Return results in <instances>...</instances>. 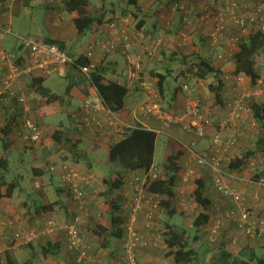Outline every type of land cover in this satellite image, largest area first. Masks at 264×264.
Instances as JSON below:
<instances>
[{
	"label": "trees",
	"instance_id": "trees-1",
	"mask_svg": "<svg viewBox=\"0 0 264 264\" xmlns=\"http://www.w3.org/2000/svg\"><path fill=\"white\" fill-rule=\"evenodd\" d=\"M7 1L8 0H0V3L4 4ZM47 1L51 2L52 0ZM62 1L63 9L71 17L79 37L85 35L89 30L92 29L93 26L101 25L103 23H110L114 20H118L130 15L129 18H131L133 21H136V29L142 30L145 27V32H150L148 35L152 39H156L158 37L153 33H155L154 31L156 28H158L159 21L164 19L166 15L170 14L169 10L171 6L174 4V2H176V0H146L145 3H141L139 0H127V6H124L120 10L119 16L116 17L118 8H116L112 2L110 3L109 7L104 5V7L100 10H93L92 6L94 3L92 0ZM41 5H43L44 8H48L50 3L48 6H45L44 4ZM245 5L250 10L253 8L249 3H245ZM146 6H149L150 9H152L150 14H146ZM192 8L195 7L191 5L189 8V13L190 9ZM197 10L199 11V15L202 16L201 7ZM199 15L197 17H199ZM192 20L193 19H191V21ZM252 27V30L247 33L246 37H242L238 41V49L231 58L233 70H231L229 74H242L250 80V84L254 85L259 79H261L262 75L259 68H257V56L264 49V32L255 25ZM5 31L8 32L9 30ZM26 34H31L44 41L57 44L69 55L77 56V62L81 65H90L92 63V59L86 57L83 52L78 54L70 53V49L65 48V41L61 39L53 38L47 34L42 37L33 33ZM202 37V40H205L204 36ZM16 38L18 39L19 45L21 47H19L18 50L21 51L20 49H22L23 51L22 53H19V58L14 53L16 59L14 60V64L22 66L27 59V55L21 40L18 38V36H16ZM208 49L212 51L217 50V48L210 46ZM117 50H119V48ZM177 53L179 52H168L167 56H169L170 59H174L177 56ZM180 54L182 57L181 62L183 66L177 68L178 74L183 75L188 83H190V79L192 78L206 81L207 89L213 94V100L216 105L220 106L221 108H225L226 110L227 103L231 100V98L227 100L228 98L223 96L226 80L220 65L217 64L219 62L216 60V55H213V52L204 55L198 50L188 54ZM93 62L94 65L90 68V84L84 80L83 81L88 87L89 85H92L96 89L98 94L101 96L106 108L111 113L118 116L119 118L124 117V115L129 112L126 109V101L129 99V96L132 93L131 91H139L142 89L136 84H133V87L129 86L128 81L122 76V71L117 73L113 68H108L103 59L99 61L94 59ZM75 68V65L70 66L67 72L68 75H70V72L74 71ZM170 72L171 70H166L163 72L159 69L153 68L150 70L149 74H146L145 67L143 68L144 79L151 81L154 84L164 105L165 103L163 100L166 99V89L169 84L168 77ZM188 83L187 85H189ZM28 86L31 88L29 93L33 92L41 99V102H39V104L35 107L37 119L34 120V122L41 128L42 123L39 122V119L64 112L65 107L67 106V95L69 93L70 85L66 86L64 93L58 94L53 92L48 86L44 84V77L33 76L28 83ZM189 86L191 87V85ZM181 90L182 88L180 86L178 88H174L172 95L169 96V98H176L177 94L180 93ZM5 96L6 93H2V97ZM197 96L201 99L200 112L203 114V99L199 94H197ZM6 100L0 99V103ZM171 104L172 103L170 101V105H167L169 107L167 109L170 112L175 114H181L183 112V106L181 112H175L170 109ZM25 106H27V104ZM27 107L29 109L32 108L31 106ZM251 110L253 118L259 125L260 131L251 146L242 144V147H240V152L235 153L233 156L227 159L226 166L228 170L243 172L252 159L264 158V101L261 102L253 100L251 104ZM203 115L209 116L207 114ZM67 121L68 124L65 126L56 127L52 134L44 136L39 141V143L53 159L59 158L61 161L69 162L65 164H84V167L91 168L93 163L97 162L96 159L90 156L87 150H84L80 147V144L83 140L81 135L78 134V131L82 128L80 122L76 120L75 116L69 115L67 116ZM135 122L136 123L133 124L134 126L123 132L121 137H119L116 141L113 142V140H111V144L107 151V159L104 161L107 167V174L102 178L103 187L100 192V196L110 207L107 215L108 224H95L92 227L93 232L96 234L99 240V246L103 248H109L115 242L117 243L124 234L123 224L126 221L127 213H124L122 210L124 198L121 189L123 188L126 179L131 177L134 172L146 171L153 165L157 133L146 126H143L141 123L137 122V120H135ZM17 124L19 126V119H14V117L11 119V117H9L6 118L3 125L0 126V146L2 152L0 157V197H11L17 186V181H9L6 177V174H8L10 169V161L7 151L10 147V144L12 143V130ZM221 125L223 126V122ZM210 129L219 131V123L216 124L214 121V124ZM70 131H72V133H70ZM236 135H238L237 138L239 139L240 133ZM195 138V140H199V138ZM195 140L191 143V145L196 142ZM183 153L184 150L180 147L179 143H177L175 139H172L169 144V152L165 153L163 161L158 166L159 169L163 171V173L151 180L147 186V190L154 194L156 197L155 199L159 200V210H161L163 214L170 218L177 213V209L174 207L173 201L176 197V188L181 179L179 174V159ZM223 159L224 156L222 161H224ZM33 171L35 172L36 168H33ZM262 172H264V167L259 170L258 174H256V179H258L263 174ZM61 176L62 171L60 177ZM206 182L207 181L204 178H194L191 199L194 203L201 206L203 211L199 212L192 222L191 229H195L192 236L193 241L202 239L199 235L200 227L204 228L209 226L211 223L210 212L208 211L212 206V200L206 193ZM63 187L65 188L67 194L71 196L64 184ZM56 191L62 192L64 189L59 186L56 188ZM86 194L85 200H87L88 196L90 195L89 188L87 189ZM55 202H51L48 205H43L44 207L41 205V208L45 210L50 209L51 207L55 206ZM86 206L88 205L86 204ZM36 211L38 212L39 210ZM67 219L68 218H66V220ZM145 230H147V228H142V232ZM157 235L159 236V239L161 238L167 249L164 256H160L161 260L169 258L172 260L173 264H190L192 262L199 261L201 255L198 254L197 246L192 245L191 240L189 239L187 228L173 226L166 221L162 228L158 230ZM30 244L31 243L28 245ZM58 246H60L58 242L48 241L43 245H39L38 249L44 255L53 252ZM215 250L217 264H264V259L261 256H258L253 249H250L247 254L237 256L230 253L220 245L215 247ZM4 255L6 263L13 264L8 252H4ZM158 260H160V258L154 260L150 264ZM28 263H30V260H28V262H24L23 264Z\"/></svg>",
	"mask_w": 264,
	"mask_h": 264
},
{
	"label": "built area",
	"instance_id": "built-area-1",
	"mask_svg": "<svg viewBox=\"0 0 264 264\" xmlns=\"http://www.w3.org/2000/svg\"><path fill=\"white\" fill-rule=\"evenodd\" d=\"M245 3L251 4L253 8L248 9ZM198 4L202 12L200 17L210 20V28L202 32L208 46L223 48L215 54L218 62L227 63L231 61L238 49L239 39L244 34L247 35L248 26L255 25L264 32V0H176L169 11L173 14L177 12L186 14L191 5L197 6ZM188 18L185 20L186 29L180 34L183 39L187 37L189 31H196L197 24ZM106 24L109 29L114 31L112 36L106 40L89 41L82 51L86 57L92 59L90 65L79 64L77 56L69 55L57 44L44 41L31 34H18L17 36L26 51L27 59L22 66H19L14 64L15 54L13 52L4 50L0 52L1 62L6 63L7 56L11 60L9 72L0 81L2 86L0 99L15 98L18 104H24L26 96L18 93L14 88V82L19 76L33 72L46 74L53 69L68 72L72 65H75L74 72L80 79L90 84V68L94 65L93 60L99 55L109 54L117 50L120 46L124 47L131 39L124 26L117 25L115 22ZM232 27L238 29L237 33H232ZM161 42V38H156L144 48L152 54L161 45ZM123 53L125 65L122 76L128 81L129 86L133 87V84H136L145 95L144 99L133 108L131 115L136 119L146 117L165 125L179 126L188 133H194L195 137L203 138L207 128L213 126L214 120L200 112L201 99L193 88L184 84L183 112L181 114L172 113L161 101L154 84L144 79L142 57L136 53L124 52V50ZM230 76L225 75V78H231L234 84H243L247 80L242 74ZM4 92L6 96L2 97ZM248 93L247 95H249ZM254 93H260L264 97V90L262 89L255 90ZM242 97L236 96L227 103L226 118L223 121V126L221 125L222 127L229 128L230 122L246 117L247 108ZM25 109L28 110L29 108ZM78 121L97 141L106 138L109 134H113L118 139L123 132L134 126L111 113L92 85H89V94L83 99L82 113ZM140 123L146 126L142 122ZM42 134V128L31 118L19 120L17 136L23 141L35 144L41 140ZM237 136L231 134L226 140H223L219 131L216 130L212 135L210 148L194 151L189 147L190 155L196 164L211 173L213 186L220 196L221 202H230L233 205L223 215H215L211 218L207 230V240L210 243L218 241L226 221L233 223L247 237L264 239V213L253 216L247 196L243 191L229 184L227 181L229 177H225V172L222 169V158L226 152L234 147ZM61 169L62 182L72 196L75 210L72 211L67 220H58L53 216L46 218L40 228L23 231L19 226L20 236L16 240L22 245H28L36 239L61 232L64 235L67 248L76 253V264H90V244L81 230L80 224L82 217L89 214V208L85 203L87 189L97 181L93 173L81 171L75 165L64 164ZM161 173L162 171L157 165L153 164L148 170L132 175L131 179L126 182L125 195L128 198V203L126 221L123 224L124 234L120 239L121 257L105 260L102 264H141L140 250L158 246L159 236L149 237L142 232V228L148 230L152 227L154 213L159 207V200H154L155 196L147 190V186ZM233 175L235 177L236 174L233 173ZM245 180L249 184L264 188V176L255 180H247V178ZM254 199H259L257 193L254 195ZM183 205H186V201ZM220 206L221 204L214 205L216 210H220ZM1 224L2 221L0 220ZM152 264H173V262L171 259L165 258Z\"/></svg>",
	"mask_w": 264,
	"mask_h": 264
},
{
	"label": "crops",
	"instance_id": "crops-1",
	"mask_svg": "<svg viewBox=\"0 0 264 264\" xmlns=\"http://www.w3.org/2000/svg\"><path fill=\"white\" fill-rule=\"evenodd\" d=\"M43 4L45 6L49 5V3L45 4L44 2ZM51 5L52 4L50 3V6ZM194 7L195 8L190 9V13L189 11L188 13L186 12V14L181 13V12H177L174 14L170 13L166 15L164 19L159 21V26L158 28H156V30L154 31L155 33L153 34H156V36H158L157 38H161L164 44L160 46V51L158 54L154 55V54H150L149 52L146 53L142 51L146 49L144 48L145 45L140 44V41L141 40L146 41L150 39L151 37L148 35V33L150 32L146 33L144 29L142 30L131 29L133 39H131V41L127 45H125L124 47L120 46L119 50L112 52L111 55H107L105 58H104L105 55L97 56L96 61L103 59L104 62L107 64L108 68L109 67L113 68L114 70H116L117 73H120L123 70L124 66H122L120 72H118L117 65H118V58L119 57L124 58L123 50L124 52L125 51L140 52V54L142 55L145 72L146 74H149L151 69L153 68L158 69L159 59L162 56L167 57L168 52L169 53L181 52L184 54H188V53L193 52V50L200 51L201 46L203 44H202V38H201L202 36L198 35V33L200 32L199 30L189 31L187 37L184 39L180 36V34L186 29L185 20L188 17L193 19L192 21L195 24H198V26L205 24L208 26V29L210 28V20L202 19L199 15V11L197 10L199 9L198 7H200L199 4ZM30 8L32 7H31V4L29 3V0H18L17 2H15V0H8L4 4L0 3V21H4L5 26L10 28V26H12V23H14V18L18 20V17L21 11H24V10L29 11ZM198 15L199 17H197ZM46 16H47V13H46ZM117 16L119 15L117 14L116 17ZM127 21H129L128 16L118 19V20H114L113 22L115 23L118 22L119 24L123 25ZM43 24L46 27V30H45L46 34L50 33L51 31L49 30L47 23L44 21ZM17 27L21 28L22 30H24L25 28V26L23 27L22 24H19ZM125 28L129 30L126 26ZM252 28L253 27L251 25L248 26L247 27L248 32L252 30ZM237 31H238L237 28L232 27V33H237ZM60 33L61 32H59L58 34ZM113 33L114 31L109 29L106 23L93 26L92 29L89 30L85 35L80 36V37L78 36L77 45L79 47L82 44L81 50L78 52V51H75L76 49H78V47L76 49L72 47V49L70 48V51H71L70 53L78 54L83 50V48L89 41L104 40V39L110 38V36H112ZM164 37H166L165 42H164ZM243 37H246V35L244 34ZM53 38H56V36H53ZM83 38H85L84 40H86V42L84 43H83ZM63 41L65 40L63 39ZM7 43L8 41L4 38L2 34H0V52L3 50L6 52H13L19 58V55H20L19 53H22L23 51L22 49H20L21 51L18 50V48L20 47L19 42L13 40V43L10 49L6 47ZM170 46H174V48H170ZM222 49L223 48L221 47V48H217V50L215 51L213 50V55H215L216 52H218V50H222ZM124 63L125 61L123 62V65ZM217 64L220 65V68L223 71L224 77L231 70H233V63L231 61L227 63L219 62ZM8 71H9V64L7 62L3 63L0 60V80L3 79V77L8 73ZM55 71L60 76L70 78L69 82H67L68 83L67 85H70V89L67 95V103H66L67 106L65 107V112L67 116L68 115L75 116L76 120H79L81 117V113H82L83 99L88 95L89 88L86 85V83L82 79H80L78 75H76L74 71H71L70 75H68L67 72L62 71L61 69H53L51 72L46 73V74H42L40 72H33L31 73L30 77L32 78L33 76H42L44 77V84H45V80H48L49 76ZM225 80L226 81H225L223 96L228 98V96L230 95L229 92H232L230 91V88H229L230 85L232 84V80L231 78H225ZM189 85H191L194 91L197 94H199L203 99L202 101L204 103L203 105L204 113L203 114H207L209 115V117L213 118L216 124L219 123L220 125L219 133L220 135H222V138L228 137L231 134H238L237 132L235 133V130H229V128H225L221 126L224 118L226 117V110L225 108H221L220 106L216 105V103L213 100V94L207 89L206 81L194 79L191 83H189ZM46 86H48L53 92H56L53 89V86H54L53 83L52 85H46ZM14 88L19 93L25 94L27 103L29 99H32L34 101L38 99V96H36L33 92L32 93L28 92L29 87H28V80L26 76H23V77L19 76L14 82ZM141 91L142 90L131 91L132 93L129 96V100L130 99L132 101L136 100L137 95ZM172 91L173 90H171V87L168 86L166 89V94H167L165 97L166 99H168L169 96L172 95ZM56 93L61 94L59 92H56ZM183 98H184V93H183V96H182V93H178L176 98H173V99L169 98L172 103L170 109L175 112H179V111L181 112L182 106H183ZM135 103L136 102H134V104ZM24 106H25V103L18 104L15 98H10V97L6 101L1 102L0 103V126L3 125L6 118H9V117H11V119L14 117V119L17 118V120L18 119L20 120V118L24 116L21 114L20 109ZM27 106L30 107L31 102L30 104H27ZM27 106H25L24 109L27 108ZM222 115L224 117L223 119L221 117ZM121 118L126 120L127 122L131 120L134 121L136 119L131 115L130 111L126 113L124 117H121ZM35 119H37V117H35ZM136 120L139 123L142 122L143 124H145L147 128L154 130L157 133V138H158V134L163 132V130L158 125L157 121H155L152 118L143 117V118L136 119ZM39 122L44 124L42 122V119H39ZM45 125L49 126V128H44L45 136H46L47 134H49L51 127H50V124H44V126ZM61 126H65V125H61ZM55 127H58V125ZM210 128L211 127L207 128V132H206L207 134L205 135V137L195 142L196 144L198 143L201 144L200 150L204 148H209L211 146L212 135L216 130H212ZM18 129H19V126L17 124L12 130V143L10 144V147L8 148L7 154H8V158L11 155L15 156V159L17 160V162L15 161L16 166L19 167L20 165H23L24 163H28L27 151L28 153L34 152L33 154L30 155V162H31L30 166L32 169L31 180H32L33 191L30 193V195H28L27 191L23 187H21V183H19L20 179H23L24 177L22 175H18L17 178L12 179L14 181H17L16 182L17 186L13 192V195L11 197H0V220L2 221V224L0 225V255L4 252H8V255L10 256L11 261L13 262V264H16L17 254L19 252V250L17 249L20 248L26 256L23 263L28 262V260H30V263L28 264H76L75 253L73 251H70L67 248L64 235L61 232H57L55 235H49L44 238L36 239L30 245H24V244L22 245L16 240L20 236V233H19L20 231L18 230L19 226L21 227L23 231L31 230L29 229L30 227L32 229H34V227L35 228L37 227V225L35 224L38 221V219H40L39 222L41 221L43 222L46 218L51 217L53 215H55L53 217H55L56 219L58 217V220L66 219V218H69L70 215L72 214V211L75 210L74 202L72 201L71 196L67 194L63 186L62 188L64 189V191L58 192V193L66 195L67 196L66 201H62L61 199L55 200L56 202L50 201L49 199H47V196H45L44 188H42V190L37 189L39 186V183H41L42 181V177L45 174L52 172L51 174L54 175L53 173L55 172L59 173V170H56L54 165L47 166V164L45 163V160L52 158V157L48 154V152L45 149L42 148L39 142L33 145L19 138L17 136ZM46 129H49V130H46ZM80 130H84L85 132L88 133V131L83 127ZM166 132H163V133H166L169 136H171L173 139H175L177 143H179L180 147L184 150L183 155L179 159V165H180L179 174L180 176H182V180L183 179L188 180L189 175H191V173L194 172V170L191 169V164L193 163V161L195 162V160L190 155V151H189V145H191V143L194 142V140L196 139L194 137V133H188L179 126H171ZM84 136L87 138L89 137L92 138L90 135H87L85 133H84ZM92 140H94V142H96L103 149L108 151V148L111 144V140H113L114 142L117 139H116V136H114L113 134H109L106 138L100 139L98 141H96L95 139H92ZM155 151H156V144H155V149H154V157H155ZM1 155H2V152H1V146H0V157ZM31 156L33 157L31 158ZM9 161H10V158H9ZM96 162L97 163H95L96 164L95 166L97 167L101 168L105 165L103 161L97 158H96ZM153 164L155 165L157 164L155 163L154 158H153ZM33 168H36L35 172L33 171ZM197 170H198L197 178L201 177V178L206 179L207 181L206 189H205L206 193L208 194L207 192V189H208V191H210L213 196L211 197L209 195V197L212 200V206L210 207V211H208L210 212V219L215 215H218V216L223 215V213L227 209H229L232 204L230 202H226V203L222 202L220 206V211H217L214 205L217 204L218 201H221V199L219 195L218 196L216 195L218 193L215 190L214 186H212L213 181L211 179L210 172L207 169H202L200 167H197ZM10 171L11 170L9 169V172ZM140 172L141 171H136L134 172V174H137ZM57 173H55V175ZM131 177L127 178L126 182L130 180ZM95 178L97 182L89 186L90 195L88 196L87 200H85L86 204L90 208V213L88 214V216L84 218L82 217L83 220L81 221L80 228L85 234L90 244V251H89V255L91 258L90 264H102V262L105 260H109L112 258L114 259L120 258L121 251H120V241H118L117 243L115 242L109 248L100 247L99 240L96 234L92 230V227L95 224H102V225L108 224L107 215L110 210L109 205L105 203L104 201H102L100 198L101 197L100 192L103 187L102 180L96 176ZM242 178L243 177L239 178V180H242ZM209 181L212 182V185L209 183ZM227 181L229 182L231 186L245 193V195L248 198L253 216H259L262 213H264V201H262L260 198L257 200L254 199V195L257 192L256 191L251 192L252 187L250 184L249 186L248 185L246 186V184L242 183L241 181L231 180L230 178H228ZM126 182L123 188L126 187ZM42 183L45 184L46 181H42ZM179 184L180 183H178V186L176 188V195H175L176 197L174 198V200H176L179 196H184L183 190L181 191L179 190L180 189ZM212 188L213 190H215V192L212 190ZM18 189H19V192L16 193ZM41 193H43L44 195H42ZM261 193L264 194V191L261 190ZM123 198L126 199L124 195H123ZM51 202H55L56 203L55 206L47 210L41 208V205L42 206L46 204L48 205ZM174 205L176 206V208L178 207L177 204H174ZM36 210H39V211L37 212ZM122 210L124 211V213H127V204L125 202H123ZM142 220L143 218L141 219V221ZM201 230L202 228L200 227L199 232ZM48 241L58 242L60 246L55 248L53 252L43 255L38 249L39 245H43ZM198 241L203 242L202 239H198ZM217 243H219L220 246H223L226 250H228L230 253L236 256L247 254L250 249H253L254 252L258 256H261L264 259V239L247 237L243 231L238 230L234 226V224L231 222L226 221L224 223V226L220 232ZM158 247L162 249L164 248L165 252L167 251L162 240H161V244H159ZM151 248H154V247L142 248L140 250L139 258L142 264H147V261H150L152 259H159L160 256H164L165 252L163 253V255H160V252H162V249H159V250L156 249L155 252H151L152 250H154ZM1 263L4 264V261L2 260Z\"/></svg>",
	"mask_w": 264,
	"mask_h": 264
},
{
	"label": "rangeland",
	"instance_id": "rangeland-1",
	"mask_svg": "<svg viewBox=\"0 0 264 264\" xmlns=\"http://www.w3.org/2000/svg\"><path fill=\"white\" fill-rule=\"evenodd\" d=\"M17 1L18 0H15V2H17ZM92 1L94 3V5L92 6L93 10H96V9L100 10L101 8L104 7V5H107V7H109L110 3L112 2L116 6V8H118V13H117L118 15H119L120 10L124 6H127V0H106V1H104V0H92ZM139 1L141 3L146 2V0H139ZM43 2L44 3H51L52 5L49 6L48 8H44L41 5V4H43ZM29 3L31 4L32 8H30L29 11H26V10L21 11V13L18 17V20H16L14 18V23H12V26H10V28L5 26L4 21H0V34H2L4 36V38L8 41V43L6 44V47H8V49H10V47L13 43V40L18 41V39L16 38V36L18 34L33 33V34H36L38 36L46 35V32H45L46 27L43 24L44 21L47 23V26H48L49 30L51 31L47 35H49L51 37L56 36V38L62 39V40L64 39L66 49H70L72 47L74 49H76L78 47L77 44H78V36L79 35L75 29V26L72 22L71 17L63 9V6H62L63 1L62 0H52L51 2H49L47 0H29ZM151 11H152V9H150L149 6L145 7L146 14H150ZM46 13H47V16H46ZM107 13H109V12H107ZM109 16H110V14H109ZM129 16H128L129 21H127L128 23L125 22L123 25H124V28L126 26L129 29V30H127V32L130 34L131 39H133L131 29H134V30L136 29V21H133L131 18H129ZM15 21H16V23H15ZM19 24H22L23 27L25 26V29L22 30L21 28H18L17 26ZM118 24L119 23H117V25ZM119 25H121V24H119ZM143 29H145V27ZM207 29H208V26L205 24H203L201 26H198V24L196 25V30L200 31L198 33V35L203 36V33H201V32H204ZM5 30H7V31L9 30V31L6 32ZM57 32L58 33L61 32V33L58 34ZM165 38L166 37H164V42H165ZM84 39L85 38H83V43L86 42V40H84ZM131 39H130V41H131ZM151 40H152V38H150L146 41L141 40L140 44L147 46L151 43ZM203 40H202L203 45L201 46V49L199 52L201 54H204V55L208 54L210 52H213L212 50L208 49L209 46L207 44L206 39L204 41ZM163 44L164 43L162 42V45ZM81 48H82V44L75 51L79 52L81 50ZM170 48H174V46H170ZM83 50H84V48H83ZM142 51L147 53V50H142ZM159 51H160V47L155 49V51H153L152 54L156 55L159 53ZM193 51H195V50H193ZM111 53L106 54L104 56V58L107 55H111ZM130 53H136L142 57L140 52H130ZM180 53L181 52L177 53V56L174 59H170L169 56H167V57L162 56L158 61V69L160 71H163V72L166 70H171L170 75L168 77V81H169L168 86L171 87V90H173L176 87L178 88L180 86L182 88L180 93H182V96H183V93H184L183 86H184V84H187L188 82L185 80V77L183 75H180L177 72V68L183 66V64L181 62L182 57H181ZM6 62L8 64L11 62V60L8 59V56H7ZM123 62H124V58L119 57L118 58V65H117L118 72H120L122 66H124ZM215 63H216V60H215ZM257 68H259V70L261 71V74H262L261 79H259L258 82L254 85L250 84L249 79L245 80V82L243 84L232 83L229 87L230 91H232V92H229L230 95L228 96V99H227V100H229L230 98L233 99L236 96H240V97L243 96L242 97L243 103L245 104V107L247 108V115L243 119H239V120L230 122L229 130H235V133L236 132L240 133V137H239V139L237 138V141H236V144L234 145V147L227 154L224 155V159H223L224 161H222V169L225 172V177H229L232 180L241 181L242 183L246 184V186L247 185L249 186V182L246 181L245 179L247 178V180H255L256 174H258L259 170L264 167V158L252 159L251 162L249 163V165L243 170V171H245V172H243V174H242V171L241 172H235V171L228 170L227 166H226V162H227V159H229L235 153L240 152V147H242V144L251 146V144L253 143L254 139L256 138L257 134L260 131L259 125L257 124V122L255 121V119L252 116L251 104H252L253 100H257V101H261V102L264 101L263 95H261L260 93H254L255 90H258V89L264 90V81H263L264 80V49L257 56ZM227 75L229 76L230 74H227ZM23 76L27 77V80L29 83L31 80V77H30L31 74H23L20 77H23ZM69 80H70V78L60 76L55 71L54 73H52L49 76L48 80H45V85H52V83H53L54 91L59 92V93H63L65 91V88L68 84L67 82H69ZM193 80H194V78L190 79V83ZM0 86H1V84H0ZM1 88H2V86L0 87V89ZM30 90H31V88L29 87L28 92H30ZM88 91H89V89H88ZM247 92H249L248 93L249 95H247ZM144 97H145V95L141 91L137 95L136 100L132 101L131 99L130 100L128 99L126 101V107H127L126 109L131 112L132 109L144 99ZM35 98H37V97H35ZM163 101L165 103V106H167V105L169 106V103H170L169 98L164 99ZM30 102H31V107H32L31 109L26 110L23 107L20 109L21 114L24 115L23 117L21 116L22 118H20V120H22L23 118H31L32 120H36L35 119V117H36L35 107H36V105L39 104V102H41V99H40V97H38V99H36V101L29 99L28 103L27 102L26 103L30 104ZM134 102H136V103L134 104ZM29 111H31V112L29 113ZM221 117H222V119L224 118L223 115ZM42 122L44 124H50L51 129H50L49 134H52L54 129L56 128L55 126H57V125L61 126V125L68 124L67 114L64 110V112H62L60 114H56L53 116H48V117L42 118ZM127 123L135 124L136 122H135V120L134 121L131 120V121H128ZM157 123L160 126V128L163 130V132H166L169 129V127H171V125H165L161 122H157ZM44 124H42V128H43L42 138L45 136L44 128H49L48 125L44 126ZM46 130H49V129H46ZM163 132L158 134V138L156 141V151H155V157H154V161H155V163H157L156 165H160L159 163H161L163 161L165 153L169 152V144H170L171 140L173 139L171 136L166 134L167 132L166 133H163ZM70 133H72V131H70ZM84 133L87 135H90L92 138L85 137ZM49 134H47V135H49ZM78 134H80L82 139H83L82 143L80 144V147L84 150H87L92 158L100 159L104 163V161L107 159V153H108L107 150L103 149L96 142H94V140H92V139H95V137L92 136L89 132L87 133L84 130H79ZM220 136L222 137V135H220ZM222 139L225 140V139H227V137H223ZM195 141H197V140H195ZM189 147L194 151H199L201 144L195 143V144L189 145ZM33 153H28V151H27L28 163H24L23 165H20L19 167L16 166L15 161L17 162V160L15 159V156L14 155L9 156V158H10V170L11 171L9 172V174H6V177L9 181L14 179V178H17L18 175H22L24 178L20 179L19 183H21V187H23L27 191L28 195H30V193L33 191L32 180H31L32 169L30 166V163H31L30 162V155ZM32 157L33 156H31V158ZM45 163L47 164V166L54 165L55 169L59 170V173L55 172V173H57L56 175H55V173H53L54 175H52L51 174L52 172H49L50 174L49 173L45 174L42 177V181H46V183L43 184L41 181V183H39V186L37 189L42 190V188H44L45 196H47V199H49L50 201H55L58 199H61L62 201H66L67 196L58 193L56 191V188L59 186H61V187L63 186V183L61 182L62 178L60 177V174L62 171L61 167L65 163H69V162L61 161L59 158H57V159L49 158V159L45 160ZM72 165L77 166L81 171H88L90 173H93L96 177H98L101 180H102L103 176H105L107 174L106 165H104L103 167L100 168V167L95 166L96 164L93 163V167H92L93 170L91 168L84 167L83 166L84 164H80V165L72 164ZM197 167H199V166L193 161V163L191 164V169L194 170V172L191 173V175H189L188 180L187 179L182 180V176H181V180L179 182L180 183L179 184V188H180L179 190L180 191L183 190L184 196H179L176 200L173 201V204L178 205L177 208L174 205L175 208L177 209V213L170 218L167 215L163 214V212L161 210H159V208H157L155 213H154L153 223H152L151 229L145 230L143 233L149 237L155 238L156 236H158L157 235L158 230L162 228V226L164 225V223L166 221L169 222L173 226L187 228L188 234H189V239L191 240L192 245L197 246L198 254L201 255L199 258V261L192 262L190 264H217L215 247L219 246L218 245L219 243L214 244V243H210L207 240L208 226H206L204 228L202 227V230L199 232V235L201 236L203 242H199L198 240L193 241V239H192V236L194 234L193 232L195 230V229H191L192 222H193L195 216L203 210V208L201 206H199L198 204H195L193 202V200L191 199V196H192L191 190H193L194 178L198 177ZM202 169H205V168H202ZM162 173H163V171H162ZM233 173L236 174L235 177H233L234 176ZM262 173H263L262 175L264 176V172H262ZM210 176H211V179L213 181L211 173H210ZM236 177H238V178H236ZM241 177H243L242 180H239V178H241ZM209 183L212 185V182L209 181ZM250 185L252 187L251 192L256 191L259 198L262 201H264V199H263L264 194L261 193V190L264 191V188L258 187V186L253 185V184H250ZM102 186H103V184H102ZM125 190H126L125 188L121 189L123 195L126 197ZM212 190H213V188H212ZM215 190H213V191L215 192ZM17 192H19V189L16 191V193ZM207 192H208V195L213 197L211 192L208 191V189H207ZM253 193H255V192H253ZM41 194L44 195L43 193H41ZM216 195L218 196V194H216ZM100 198L102 201H104V199L102 197H100ZM154 200H157V199H154ZM184 201H186V205H183ZM123 202H125L127 204L128 198L126 197V199H123ZM220 202L221 201H218L217 204H222V202L221 203ZM231 207H233V205H231ZM217 211H220V210H217ZM89 213H90V208H89ZM53 216H55V215H53ZM96 216H97V214H96ZM84 217H86V216H83V218ZM83 218H82V220H83ZM57 219H58V217H57ZM39 220L40 219H38V221L35 224V225H37L38 228H40L42 226L43 222L45 221L44 220L43 222L42 221L39 222ZM59 220H65V219H59ZM29 229H32V228L30 227ZM158 241L159 242H157V244L159 246V244H161V238L158 239ZM158 246H156L157 248L155 246H151V247H154V248H151V249H154L151 252H155L156 249H158V250L162 249V248H159ZM17 250H19V252L17 254V259H16L17 263L16 264H22L23 261L25 260L26 256L20 248ZM164 252L165 251L163 248L162 252H160V255H163ZM153 257H155V256H153ZM160 259H161V257H160ZM2 260L4 261V264H9V263H6L4 253H2L0 255V264H2L1 263ZM154 260H156V259H152L150 261H147V264H150Z\"/></svg>",
	"mask_w": 264,
	"mask_h": 264
}]
</instances>
